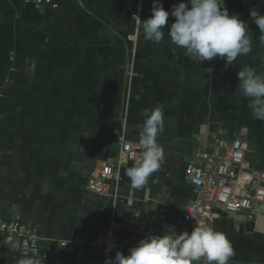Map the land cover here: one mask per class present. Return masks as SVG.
<instances>
[{
	"label": "crops",
	"instance_id": "1",
	"mask_svg": "<svg viewBox=\"0 0 264 264\" xmlns=\"http://www.w3.org/2000/svg\"><path fill=\"white\" fill-rule=\"evenodd\" d=\"M181 2L187 0H161L169 12ZM152 3L58 0L57 9L37 8L45 21L80 22L68 38L54 37L35 52L18 49L15 32L0 27V215L37 231L45 264H104L94 242L111 226L120 237L141 236L162 213L182 210L197 198L186 164L201 153L223 155L221 139L244 145L243 186L264 172V121L253 118L249 99L237 88L244 67L264 73V44L250 15H264V7L227 1L225 8L248 25L253 40L247 56L225 67L219 57L196 64L168 40L146 41L135 16L148 19ZM66 6H88L89 12L51 13ZM173 22L169 16L165 38ZM157 107L163 112L156 139L163 159L147 184L131 188L125 172L138 164H130L111 195L88 191V181L115 157L122 129L139 139L144 111ZM258 219L220 213L205 225L229 239L235 251L230 261L264 264ZM194 228L181 221L175 230L190 234ZM17 262L16 254L0 247V264Z\"/></svg>",
	"mask_w": 264,
	"mask_h": 264
},
{
	"label": "clouds",
	"instance_id": "2",
	"mask_svg": "<svg viewBox=\"0 0 264 264\" xmlns=\"http://www.w3.org/2000/svg\"><path fill=\"white\" fill-rule=\"evenodd\" d=\"M258 26L261 43L264 44V15L257 11L250 13ZM169 16L174 18L165 38V26ZM142 34L146 41L159 44L168 40L176 48L185 50L198 63L212 61L219 57L226 61L225 67L233 66L238 56H247L252 51L253 37L248 35V25L238 15H230L224 7V0H187L166 11L161 0H153L151 16L140 20ZM211 72L212 69H206ZM239 94L249 99L253 118L264 121V73L257 74L250 66L237 74ZM145 119L139 133L143 148L141 162L129 167L125 175L131 188L141 189L148 178L162 163L163 152L157 144V136L163 132V112L157 107L146 109ZM139 217V216H137ZM166 234L147 236L125 256L117 251L114 258H106L104 264H229L235 256L231 242L222 232L211 225L196 226L191 233L177 234L174 225L165 228ZM110 250V249H109ZM18 264H34L30 258L19 260Z\"/></svg>",
	"mask_w": 264,
	"mask_h": 264
},
{
	"label": "built area",
	"instance_id": "3",
	"mask_svg": "<svg viewBox=\"0 0 264 264\" xmlns=\"http://www.w3.org/2000/svg\"><path fill=\"white\" fill-rule=\"evenodd\" d=\"M26 1L38 9L58 8V0ZM227 1L224 0V7ZM242 1L264 7V0ZM219 148L223 155H220V152L217 155L201 153L198 159L186 164L188 181L197 193V198L193 202L178 212L162 213L156 220L157 225H151L141 236L120 237L111 226L103 237L94 242V247L101 252L103 258H113L117 251L127 256L128 250L135 247L140 240L147 236H160L161 233H166L167 226L176 227L181 221L196 227L219 218L220 213L245 218L257 216L256 212L264 209V187L260 185L264 184V172L260 174L256 183L243 186L240 168L244 164V145L239 140L221 139ZM142 152L139 139H129L125 129H122L117 139L115 157L88 181V191L98 196L111 195L112 185L120 181L123 168L130 164H139ZM0 247L16 254L18 261L30 258L34 264H45L42 238L36 230L20 220L0 215Z\"/></svg>",
	"mask_w": 264,
	"mask_h": 264
},
{
	"label": "rangeland",
	"instance_id": "4",
	"mask_svg": "<svg viewBox=\"0 0 264 264\" xmlns=\"http://www.w3.org/2000/svg\"><path fill=\"white\" fill-rule=\"evenodd\" d=\"M87 7L84 6V10L80 11L66 6L51 13L66 15L88 14L89 10ZM39 14L37 8L26 0H0V27L15 32V41L18 42V49L21 51L35 52L38 46H44L52 42L54 37H57L58 42H60L59 38H68L72 26H78L80 22L77 18L75 21L72 20L70 22L60 21V18L57 21H52L51 18L45 21ZM45 25L52 26L50 34ZM108 105L113 109L116 108L117 103L109 102ZM100 106L101 103H93L94 108H100Z\"/></svg>",
	"mask_w": 264,
	"mask_h": 264
},
{
	"label": "water",
	"instance_id": "5",
	"mask_svg": "<svg viewBox=\"0 0 264 264\" xmlns=\"http://www.w3.org/2000/svg\"><path fill=\"white\" fill-rule=\"evenodd\" d=\"M40 11L44 12V8H40ZM256 213L259 216L258 222H256L257 229H258V231H261V232L264 233V229H262L263 225H264V209L263 210H259ZM243 218H245V217H243ZM163 235H165V233H161L160 234L161 237ZM193 264H198V262H193ZM229 264H243V263L230 261Z\"/></svg>",
	"mask_w": 264,
	"mask_h": 264
}]
</instances>
